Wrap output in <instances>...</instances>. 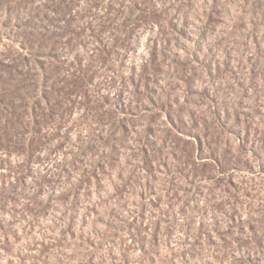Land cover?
Instances as JSON below:
<instances>
[{
    "label": "rangeland",
    "instance_id": "374dc122",
    "mask_svg": "<svg viewBox=\"0 0 264 264\" xmlns=\"http://www.w3.org/2000/svg\"><path fill=\"white\" fill-rule=\"evenodd\" d=\"M0 264H264V0H0Z\"/></svg>",
    "mask_w": 264,
    "mask_h": 264
}]
</instances>
